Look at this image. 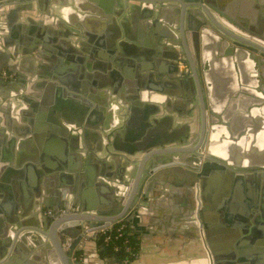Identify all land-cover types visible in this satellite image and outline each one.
<instances>
[{"label": "crops", "instance_id": "1", "mask_svg": "<svg viewBox=\"0 0 264 264\" xmlns=\"http://www.w3.org/2000/svg\"><path fill=\"white\" fill-rule=\"evenodd\" d=\"M118 1L119 4L114 3V0H66L65 6L59 4L61 8L65 7L64 19L71 24L76 23V27L73 26L76 28L75 32H70L72 27L66 21L65 27L59 26L56 20L46 21L44 26H38V21H42L40 15L42 11L38 9L33 13L28 10L20 13L21 17L28 15L34 22L29 23L26 18L14 16L16 19L10 21L11 25L8 21L2 25L8 29L6 34L12 48L18 44L19 49H22V41L26 36L38 33L47 36L46 49L39 58L38 66L45 73V78L55 76L59 84L58 80H62L67 85L76 86V75L80 76L84 71L92 103L94 107L97 104L102 111L96 116V124L87 132L88 148L99 149L100 141L96 135L103 128L111 131V143L116 140L120 148L126 147L128 141L124 134L125 124L130 120V108H133V103L136 102L141 103L140 106L137 105L140 116L143 115L142 111L146 106L162 108L149 115L151 128L159 133L160 139L167 140L168 145L172 147L189 145L200 133L201 114L196 108V104H199V93L193 74L185 76L181 73L182 69L186 71L188 69L180 63L179 58L177 59L181 47L176 39H172L181 37V16L173 8L172 13L169 9L166 15L160 14L167 16V22L171 23L169 24L163 17L158 16V4L152 8L150 4L144 2ZM223 1L225 3L231 0ZM233 7L238 14L250 17L255 25L259 22L264 25V0H237ZM10 9L12 7L6 8L7 14ZM121 10L124 11L118 15L117 11ZM24 23L26 26L19 28ZM123 25H126L128 33ZM118 32L120 37L117 36ZM172 33L175 35L171 38L169 35ZM262 33L264 34V27ZM111 37L116 38L113 46L110 44ZM31 42L32 39L26 40V47ZM2 45L3 39H0V48ZM63 53L73 56L74 59L68 63L64 58L63 63H59L60 54ZM214 54L220 62L215 66L209 88L212 89L210 101L218 105V113L210 112L211 117L213 115L215 118L214 121L210 118V133H213V140L209 142L207 148L221 155L220 158L231 162L237 160V164L243 167L231 166V169L237 174H243L247 171L246 167L252 165L242 153L261 151L258 157L262 159L264 156V66L258 59L254 60V63L239 65L233 57L228 58L218 51ZM1 59L2 57L0 62ZM37 64L35 61L30 66L33 69ZM159 72L162 75H159ZM79 76L78 81L82 83L83 79ZM166 78L174 83V87H170L172 90H176L177 86L181 87L179 81L184 78H188L190 83L185 84V89L180 94H170L171 101H163L157 97L165 95L158 94L155 86L161 83V79ZM130 88L135 91H130ZM27 93L30 95L32 90ZM142 93L149 94L147 99L142 98ZM190 97L194 100L193 104L189 102ZM13 99L17 105L16 109L12 108L6 115L11 121L12 129L6 127L5 132L0 133V181L8 169L23 171L19 177L23 187L17 192L22 198L27 197L28 204L25 208L41 216L39 213L41 208L44 209V214L54 208L65 210L57 205L49 209L45 202H49L54 196L61 201L65 198L60 194L63 189L60 173L66 168L68 169L66 172L70 173L69 169L72 168L74 171L71 173L75 176L73 187L79 182L78 195H75V198H79L84 204L88 201L96 203L98 207H112L114 202L108 203L107 198L110 195L107 196L104 189L114 184L107 176V170L93 161L90 172L97 173L96 182L90 186L87 184V178H80L77 181L76 172H86L84 169L86 164L85 158L81 159L79 153L71 147L70 137L63 135L62 129L49 121L48 115L43 117L41 106L33 109L28 103H22L20 96ZM162 102L164 103L161 105ZM167 105L171 108L167 109ZM192 105H195L196 110H193ZM22 107H27V114L18 112ZM154 119L158 123H155ZM69 127L76 131V128ZM148 130L146 129L147 132ZM116 134L118 135L115 136ZM81 143L84 146L83 140ZM109 146L108 153L101 152L97 156L98 159L110 162L109 155L126 157L124 152L117 151L113 145ZM35 152L38 154L36 159L33 157ZM64 157L67 164L61 159ZM113 163L114 168L111 167V171L114 169V177H119L121 170L124 177H129V168L123 160ZM246 174L252 177H245L243 187L248 192L251 191L250 196L257 193L256 198L261 205L264 199V163L261 165L258 162ZM52 175L56 178H50ZM235 179L233 177L232 181ZM220 183L225 186L226 178L220 179ZM158 189L161 192L154 191L151 199L143 200L140 207L133 208V212H128L117 221L127 222L132 233L141 240V253L132 264H209V255L196 214L195 200L190 197L186 188L171 185L170 181ZM67 211L69 214L77 213L72 207ZM131 213L134 215L130 216ZM263 213L260 209H253L250 212L252 226L255 217L263 223ZM256 225L257 228L260 227V224H255V227ZM234 233L235 231L230 235ZM91 234H88V238L85 237L87 239H84L83 245L87 251L88 263L119 264L112 257L100 255L95 237ZM234 238L235 245L245 240L242 238V232H239L238 236L236 234ZM255 244L253 241L249 246Z\"/></svg>", "mask_w": 264, "mask_h": 264}, {"label": "water", "instance_id": "2", "mask_svg": "<svg viewBox=\"0 0 264 264\" xmlns=\"http://www.w3.org/2000/svg\"><path fill=\"white\" fill-rule=\"evenodd\" d=\"M134 1L150 4L152 8L158 4V16L163 17L166 22L167 16H164L169 9L172 10L171 8L176 9L181 16V37L172 38L174 33L169 37L176 39L180 44L181 51L178 52L177 59L179 58L180 63L188 69L187 71L182 69L181 73L185 76L193 74L199 93V104H196V108L201 114L200 133L189 145L172 147L168 145L167 140L160 139L159 133L151 128L149 115L162 108L146 106L142 111L143 115L140 116L138 108L141 103L136 102L133 103L134 107L130 108V120L125 124L124 134L128 141L126 147L120 148L116 140L111 143V131L103 128L96 135L100 141L99 149L88 148L87 132L96 124V116L102 111L97 104L94 107L92 103L93 99L89 94L84 71L80 76L76 75V86L67 85L62 80H58L59 84L55 76H49L50 79L45 78V73L38 66H40L39 58L46 49L47 36L43 33L26 36L22 41V49H19L18 44L12 48L6 34L8 29L2 25L7 21L11 25L10 21L14 20V16L26 18L29 23L34 22L28 15L21 17L20 13L27 10L33 13L38 9L42 11L40 14L42 21H38V26H44L46 21L56 20L59 26L65 27L66 21L72 27L70 32H75L76 28L74 29L73 26L76 27V23L71 24L64 19L65 7L62 9L59 5L65 6L66 0H0V39H3L4 43L0 48V57H2L0 71L7 68L17 76L13 81H5L0 77V124H2L0 133H4L6 127L12 129L11 121L6 115L12 108L16 109L17 105L13 98L20 96L22 103H28L33 109L41 106L43 117L48 115L49 121L56 124L57 128H61L63 135L70 137L73 150L79 153L81 159L85 158L86 172H76L77 181L80 178H87V184L90 186L96 182L97 173L90 172L93 161L97 165H102V168L107 170V176L114 181L113 186L104 187L106 195H110L107 198L108 203L114 202L112 207H98L96 203L88 201L84 204L79 198H75V195H78L79 182L73 187L75 176L71 172L74 170L71 168L69 169L71 172L68 173L66 168L60 173L63 183L60 194L65 198L61 201L54 196L49 202H45L49 209L57 205L64 208L66 213L59 217H50L47 213L44 214V209L41 208L42 210H39L41 216H38V213L25 208L28 204L27 197L22 198L17 192L23 187L22 180L19 179L23 171L8 169L0 181V264H53V262L89 264L87 251L83 247L84 239H87L86 234L109 228L128 212H133V208L140 207L143 200L151 199L152 193L168 181L178 188H186L190 197L195 200L196 214L210 264H264V221L261 223L255 217L252 226V217H250L253 209L264 212V199L260 205L256 198L258 194L250 196L251 191L248 192L243 187L245 177H252L245 173L251 171L258 162L262 165L264 156L262 159L258 157L261 151L242 153L243 157L251 161L252 166L246 167L247 171L238 175L231 169V166L243 167L237 164V160L231 162L220 158L221 155L210 147L207 148L209 142L213 140V133H210V118H213V121L215 118L213 115L211 117L210 112L218 113V105L210 101L212 89L209 88L215 66L220 62L214 53L218 51L228 58L233 57L239 65L254 63V60L258 59L264 66V34L262 33L264 25L262 22L255 25L250 17L235 12L233 6L237 0L225 3L223 0ZM118 2L114 0V3L119 4ZM7 7H12L8 14L5 11ZM123 11H117V14L121 15ZM25 26L24 23L19 28ZM123 26L128 33L126 25ZM119 35L120 33L117 34L118 37ZM28 39H32V42L26 47L25 41ZM115 39V37L110 38L112 46ZM64 58L68 63L69 60L74 59L73 56L63 53L60 54L58 62L63 63ZM35 61L38 64L32 69L30 65ZM159 75L162 73L159 72ZM78 76L83 79L82 83L78 81ZM87 77L89 78V75ZM160 82L154 86L157 93L165 97L157 98L168 102L172 99L169 97L170 94H180L185 89V84L190 83L188 78H184L179 81L182 86L172 90L170 87H174V83L171 80L166 78L161 79ZM30 89L32 95L27 93ZM130 91L135 90L130 88ZM148 95L142 93V98L147 99ZM190 98L189 102L193 104L194 100ZM94 102L97 103L95 99ZM194 106L192 105L193 110H196ZM23 108L18 112L27 114V107ZM166 108L171 107L167 105ZM154 122L158 123L155 119ZM69 126L76 128V131ZM156 128L158 129V126ZM146 129H149L148 132ZM81 140L84 141V146ZM109 145H113L112 147L117 151L124 152L126 157L109 155L110 162L98 159L97 156L101 152L108 153ZM37 155L36 152L33 154L34 159ZM61 159L66 161V157ZM121 160L129 168V177L123 176V170L119 177H114V169L111 173V167L114 168L115 163L113 161L119 163ZM102 174L104 175V171ZM223 177L227 180L225 186L220 183ZM233 177L236 178L234 181H232ZM50 178L56 177L52 175ZM246 192H248L247 198ZM70 207L77 213L69 214L67 210ZM54 210L60 209L54 208ZM133 215L131 213L130 216ZM255 224H260V227L257 228V225L255 227ZM233 231L235 233L230 235ZM239 232H242V238L245 240L235 245L234 236L236 234L238 236ZM253 241L257 245L249 246Z\"/></svg>", "mask_w": 264, "mask_h": 264}, {"label": "trees", "instance_id": "3", "mask_svg": "<svg viewBox=\"0 0 264 264\" xmlns=\"http://www.w3.org/2000/svg\"><path fill=\"white\" fill-rule=\"evenodd\" d=\"M120 228H122L121 235ZM95 241L102 257H112L119 264H124L125 260L132 264L138 259L142 250L141 240L132 233L129 224L125 221L115 222L111 228L99 233ZM127 248L130 251H127Z\"/></svg>", "mask_w": 264, "mask_h": 264}, {"label": "built area", "instance_id": "4", "mask_svg": "<svg viewBox=\"0 0 264 264\" xmlns=\"http://www.w3.org/2000/svg\"><path fill=\"white\" fill-rule=\"evenodd\" d=\"M10 74H7V73H4V76H9ZM12 75V74H11ZM66 213V211L65 210H53V209H50V210H48L47 211V215L48 216H50V217H59V216H61V215H64ZM113 225V224H112ZM111 225V226H112ZM111 226L109 227V228H111ZM109 228H104V229H100V230H96V231H93V232H90V233H92L91 235H92V237H97V235H99V233H103V232H105L107 229H109ZM122 228H124V226L122 227ZM122 228H120L119 229V232L122 230ZM90 233H87L86 234V237L88 236V234H90ZM120 235H121V232H120ZM88 238V237H87ZM127 251H130V249L129 248H127ZM130 262L128 261V260H125L124 261V264H129Z\"/></svg>", "mask_w": 264, "mask_h": 264}, {"label": "flooded vegetation", "instance_id": "5", "mask_svg": "<svg viewBox=\"0 0 264 264\" xmlns=\"http://www.w3.org/2000/svg\"><path fill=\"white\" fill-rule=\"evenodd\" d=\"M4 73L10 74V75L9 76H4ZM0 77L4 78L5 81H13V80L16 79L17 76L14 73H12L11 71H9L7 68H3L0 71Z\"/></svg>", "mask_w": 264, "mask_h": 264}, {"label": "bare ground", "instance_id": "6", "mask_svg": "<svg viewBox=\"0 0 264 264\" xmlns=\"http://www.w3.org/2000/svg\"><path fill=\"white\" fill-rule=\"evenodd\" d=\"M53 264H59V263H57V262H53Z\"/></svg>", "mask_w": 264, "mask_h": 264}]
</instances>
